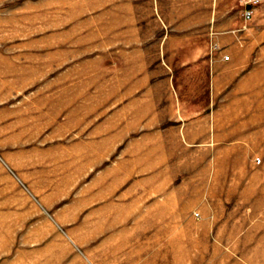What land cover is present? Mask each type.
I'll return each instance as SVG.
<instances>
[{
  "label": "rangeland",
  "instance_id": "obj_1",
  "mask_svg": "<svg viewBox=\"0 0 264 264\" xmlns=\"http://www.w3.org/2000/svg\"><path fill=\"white\" fill-rule=\"evenodd\" d=\"M152 11L0 0V264H264V126Z\"/></svg>",
  "mask_w": 264,
  "mask_h": 264
},
{
  "label": "crops",
  "instance_id": "obj_2",
  "mask_svg": "<svg viewBox=\"0 0 264 264\" xmlns=\"http://www.w3.org/2000/svg\"><path fill=\"white\" fill-rule=\"evenodd\" d=\"M148 5L150 13L155 9L163 17L166 30L181 32L187 48L181 58L190 75H205L212 94L228 88V102L209 109L227 111L229 140L237 141L240 128L263 127L264 0L250 20L241 0H148ZM210 44L218 53L210 52Z\"/></svg>",
  "mask_w": 264,
  "mask_h": 264
},
{
  "label": "built area",
  "instance_id": "obj_3",
  "mask_svg": "<svg viewBox=\"0 0 264 264\" xmlns=\"http://www.w3.org/2000/svg\"><path fill=\"white\" fill-rule=\"evenodd\" d=\"M263 0H241L245 6L243 16L246 20H250L254 13V8L259 5ZM224 60H228L227 56L224 57Z\"/></svg>",
  "mask_w": 264,
  "mask_h": 264
},
{
  "label": "bare ground",
  "instance_id": "obj_4",
  "mask_svg": "<svg viewBox=\"0 0 264 264\" xmlns=\"http://www.w3.org/2000/svg\"><path fill=\"white\" fill-rule=\"evenodd\" d=\"M179 258V257H178ZM178 261H180V260H178Z\"/></svg>",
  "mask_w": 264,
  "mask_h": 264
}]
</instances>
